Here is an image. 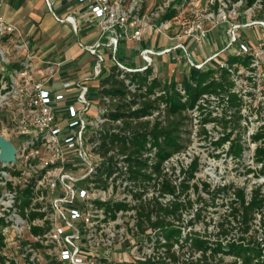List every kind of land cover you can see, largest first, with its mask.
Wrapping results in <instances>:
<instances>
[{
    "label": "built area",
    "instance_id": "1",
    "mask_svg": "<svg viewBox=\"0 0 264 264\" xmlns=\"http://www.w3.org/2000/svg\"><path fill=\"white\" fill-rule=\"evenodd\" d=\"M78 2L93 13L99 31L94 44L83 45L95 56L96 77L106 58L102 48L126 71L151 67L160 75L152 45L141 49L142 67L132 68L117 57L122 42L142 41L150 32L167 36L171 45L161 53H184L192 71L206 68L208 60L195 62L189 54L212 29L223 27V50L242 61L230 64L229 55L213 66L226 68L233 85L199 97L187 113L188 146L164 160L159 170H145L149 175L138 182L131 177L127 155L113 160L101 155L94 136L104 122L103 111L100 99L95 108L88 86L79 82V104L59 114L65 94L34 76L31 46L1 11V0L0 134L14 144L16 160L0 161V264H176L187 254L184 238L202 235L195 232L201 206L191 199L192 191L207 196V205L222 199L230 227L244 228L234 207L240 206L239 191L248 203L256 189L238 183L264 184V160L257 154L262 140L253 139L264 126V34L248 42L241 32L264 30V0ZM46 71L52 73L54 65ZM72 87L74 82L64 81L65 90ZM236 139L240 151L234 150ZM256 187L263 192L262 185ZM209 209L207 218L214 211ZM254 218L255 237L262 241V213ZM253 219L250 234L238 233L239 238L253 235ZM170 228L182 232L176 235L179 241L167 238ZM202 253L188 256L196 261Z\"/></svg>",
    "mask_w": 264,
    "mask_h": 264
},
{
    "label": "trees",
    "instance_id": "2",
    "mask_svg": "<svg viewBox=\"0 0 264 264\" xmlns=\"http://www.w3.org/2000/svg\"><path fill=\"white\" fill-rule=\"evenodd\" d=\"M173 13L171 11L168 15ZM229 77L226 68L210 67L193 69L178 83L156 74L151 67L144 71H126L113 65L99 78L98 97L104 122L94 139L100 142L101 155L109 160L118 154L127 155L131 177L143 181L149 175L145 170H159L164 160L188 146L191 138L186 125L187 113L202 94L218 88L229 89L233 85ZM253 139L262 140L257 154L260 160H264V126ZM233 143L238 146L234 150L240 151L239 140ZM113 150L116 153L109 154ZM239 200L240 206L234 207L233 215L237 218L241 214L237 222L245 224L240 233H249L250 221L256 212H261L262 241L255 236L247 240L241 235L238 240L227 243L223 240L212 242L200 234L187 235L184 243L203 252L202 258L189 261V264H220L214 259L220 253L234 255L242 264H264V192L261 188L256 189L252 200L247 203L244 193L239 191ZM229 232L228 228L222 231L225 235ZM176 235L181 236L182 232L173 228L166 230L168 239L173 237L179 241ZM2 243L0 235V247Z\"/></svg>",
    "mask_w": 264,
    "mask_h": 264
},
{
    "label": "crops",
    "instance_id": "3",
    "mask_svg": "<svg viewBox=\"0 0 264 264\" xmlns=\"http://www.w3.org/2000/svg\"><path fill=\"white\" fill-rule=\"evenodd\" d=\"M44 6H47V12L43 10ZM1 11L18 27L31 46L30 52L35 56L31 60V65L35 69L34 76L45 80L46 87L50 90L65 94L66 98L58 105L59 114L66 113L70 105L79 104L77 102L79 82L88 86V95L97 109L100 77L94 75L95 56L83 49V45L94 44L98 39L99 31L93 13L78 0H2ZM258 34H264V30L244 28L241 32L242 38L248 42H254L255 35ZM217 35L224 37L223 27H215L210 32L206 40L210 44V49L198 51L195 48L189 54L190 58L195 62L208 60L206 68L213 67L226 58L228 50H223L225 46L221 48L218 45L216 48L211 46L212 40L216 44L221 41ZM180 41L179 39L177 42ZM147 45H152L157 51L154 55L155 67L163 78L174 79L180 83L190 73L191 70L187 68V56L184 53L176 51L161 53L162 49L171 45V41L167 36L157 32L145 34L142 41L122 42L117 57L132 68L142 67L145 61L141 49ZM101 51L106 57L102 67L103 74L109 71L116 61L111 52L103 48ZM203 54L205 58H202ZM180 57L182 61L178 63ZM109 59L112 63H106ZM48 64L54 65L52 73L46 71ZM66 80L74 82V87L65 90L63 83Z\"/></svg>",
    "mask_w": 264,
    "mask_h": 264
},
{
    "label": "rangeland",
    "instance_id": "4",
    "mask_svg": "<svg viewBox=\"0 0 264 264\" xmlns=\"http://www.w3.org/2000/svg\"><path fill=\"white\" fill-rule=\"evenodd\" d=\"M47 9H48L47 6L43 7V10L46 12H47ZM82 35H83V33H82ZM217 37H219V40L221 39V41H218L219 44H216V42H214V40H212L211 46H213L215 48L217 47V45L220 46V48L225 46L226 38L220 37L219 35H217ZM210 48H211L210 44L207 41L204 44L197 46L198 51L202 50V49L208 50ZM200 53H203V52H200ZM226 55L227 56L231 55L230 60H229L230 64H233L234 62H241L242 61V56H236L234 54H231L229 51L226 53ZM205 57H206L205 54H203L202 58H205ZM106 63H112V61L109 59V60H107ZM179 75L182 76L181 73ZM90 120H91L90 124H93V122H95L94 117L90 118ZM78 162L83 164L82 160H80ZM238 185L240 187H246L249 190L250 189L253 190V188L255 190L258 188L256 186L262 185L263 192H264V184L261 182H258V183L240 182V183H238ZM203 194L204 193H202V195ZM203 196L200 197L198 192L192 191L191 199L196 200L197 203L201 206V215L199 216L200 221L198 224V228L195 232L201 233L202 235L205 236V238L210 239L212 242L217 241V240H224V242L227 243L229 241L238 240L239 239L238 233L240 234V231L242 230L243 226H242V228L237 227V229H233L230 227V223L228 220L230 218H229L227 212L224 211L223 200L222 199L217 200V203H218L217 205L216 204L215 205H212V204L207 205L206 204L207 199L204 198L207 196H204V197ZM208 201L210 202L209 199H208ZM210 206H212L214 211H212V213L207 218L206 212H211L209 209ZM202 215H205V218H202ZM254 220H255V218L253 219V221L251 223L252 224L251 225V231H252V234L255 236V229H257V227L256 228L254 227V224H253ZM227 228L230 229V231H232V232H230L226 236L224 233H222V231L224 229H227ZM253 235H251V236H253ZM234 236H236V237H234ZM251 236L247 240H249L251 238ZM183 251H186L187 254L183 253L182 259H180L179 262H177L176 264H182L183 262L188 263L189 261L194 260L188 256L190 253L194 254V252H196V249L194 247H192L190 244H187L183 247ZM195 256H196V253H195ZM237 258L238 257H236L234 255L221 254V253L217 254L214 257L215 261H219L220 264H242V261L238 260ZM235 260H238V261L236 262Z\"/></svg>",
    "mask_w": 264,
    "mask_h": 264
},
{
    "label": "water",
    "instance_id": "5",
    "mask_svg": "<svg viewBox=\"0 0 264 264\" xmlns=\"http://www.w3.org/2000/svg\"><path fill=\"white\" fill-rule=\"evenodd\" d=\"M0 161L7 164L16 160V148L11 140L6 139L0 134Z\"/></svg>",
    "mask_w": 264,
    "mask_h": 264
}]
</instances>
